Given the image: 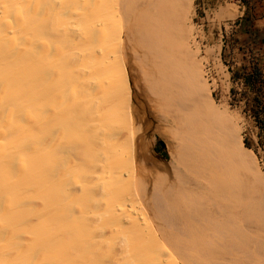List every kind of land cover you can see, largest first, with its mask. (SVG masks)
<instances>
[{
  "label": "bare ground",
  "instance_id": "6f19581e",
  "mask_svg": "<svg viewBox=\"0 0 264 264\" xmlns=\"http://www.w3.org/2000/svg\"><path fill=\"white\" fill-rule=\"evenodd\" d=\"M192 2L0 0V264H264V175L214 101ZM148 108L168 166L138 153ZM147 230L159 253L137 261Z\"/></svg>",
  "mask_w": 264,
  "mask_h": 264
},
{
  "label": "rangeland",
  "instance_id": "374dc122",
  "mask_svg": "<svg viewBox=\"0 0 264 264\" xmlns=\"http://www.w3.org/2000/svg\"><path fill=\"white\" fill-rule=\"evenodd\" d=\"M247 1L253 2L256 12L255 14H262L264 12V0H193L188 13V28L193 31L195 39L199 44V58L202 60L203 74L207 79L208 85L211 87L212 95L215 99L214 101H216V104L221 110L228 109L233 112L235 118L240 119L238 120L241 124V134L245 146L252 150L261 170L260 172L264 175V114L261 119L255 116L254 109L252 108V101L254 99L252 89L249 85L245 84V80L240 77L241 75H238L239 71L237 70V65L235 64L233 56V49L237 43L235 31L239 28V20L242 18L243 8L245 3L247 4ZM235 114H237V116ZM138 116L139 119L138 121L136 120V133L138 132L137 135L142 141L140 142L141 147H138V153L144 154V141H147L150 148L148 149L147 155H156V158L160 159L163 166H168L171 163V156L174 152V148L172 147H175L174 141L166 134L164 128L161 130L155 126L158 125L159 122L154 118L150 108L145 109L144 112H139ZM153 118L155 124L151 122ZM161 121L170 129L173 128L167 121L163 119ZM146 123H151L149 127L150 131L147 134L148 137L143 136L145 133L144 130L146 131L144 125ZM129 158L130 157L128 156L126 161L130 166L131 160L129 161ZM128 161L130 163H128ZM131 187L132 184H130V189L128 188L130 193V190H132V192L135 190V188L132 189ZM133 195H135V191L133 192ZM135 204V212L138 210L136 209L137 207H145V211H148V208L142 202H140V205L136 204V207ZM141 204L144 206L142 207ZM144 209H140L136 212L140 214L139 216L142 217V221L145 220V216H142V214H144L143 212H145ZM211 220V224L213 225V219L211 218ZM143 223L145 226V221ZM148 232L149 231L147 230V233H142V236L146 235L142 238L137 237L140 233L129 235L132 240H134V237L137 240H140V242L136 239L135 242L133 241V243H136V245H133L137 246V249L135 250V252L137 251V253H135L137 255H135L137 261L140 259L138 256L139 253L147 258L149 257L148 254L152 255L154 253L153 255H156L155 257L152 255V257H149L150 259L146 260H151V258H155L156 260L157 254L159 253H157V251L160 247H157L158 250L156 247L153 248L154 250L156 249L153 251L150 249V246H148L150 245L147 243L148 241L149 243H153L152 246H154V244L157 246L159 245L158 243H155L156 240H154L153 233L148 235ZM136 234L137 236H135ZM152 236L154 239L151 238ZM145 237H147V239ZM144 239L146 240L142 241ZM151 239L153 241H150ZM146 245L149 247V250ZM138 246H140L141 249ZM142 247L146 248L145 250H147L146 252H148V254L146 252L143 253L145 250ZM138 248L141 250L140 252ZM165 260H167V258ZM167 261H170V259ZM119 262L121 263V260ZM168 263L165 262V264ZM169 264H174V262L172 261Z\"/></svg>",
  "mask_w": 264,
  "mask_h": 264
},
{
  "label": "crops",
  "instance_id": "0c3cea01",
  "mask_svg": "<svg viewBox=\"0 0 264 264\" xmlns=\"http://www.w3.org/2000/svg\"><path fill=\"white\" fill-rule=\"evenodd\" d=\"M247 4L235 31L237 43L233 49L237 70L245 81L255 65L264 72V12L255 14L253 2Z\"/></svg>",
  "mask_w": 264,
  "mask_h": 264
},
{
  "label": "trees",
  "instance_id": "16d2710c",
  "mask_svg": "<svg viewBox=\"0 0 264 264\" xmlns=\"http://www.w3.org/2000/svg\"><path fill=\"white\" fill-rule=\"evenodd\" d=\"M239 74L240 73H238V75ZM248 75L249 77L246 78L245 84L250 86L254 95L252 108L254 109L255 116L261 119L264 114V72L261 68L255 65Z\"/></svg>",
  "mask_w": 264,
  "mask_h": 264
}]
</instances>
